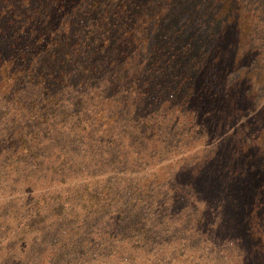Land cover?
<instances>
[{"label":"trees","instance_id":"obj_1","mask_svg":"<svg viewBox=\"0 0 264 264\" xmlns=\"http://www.w3.org/2000/svg\"><path fill=\"white\" fill-rule=\"evenodd\" d=\"M55 1L58 5L53 7L58 11L73 2ZM231 1L228 10L233 11L237 0ZM244 3L253 5V26L260 29H245L241 39L240 29H235L227 13L212 16V7L207 11L201 4L198 8L193 0H171L166 9L139 20L132 18L138 11L132 0H120L115 6L112 14L132 18L135 26L150 23L154 29H103L108 22L100 24L102 29H0V180L27 191L19 212L31 216L20 217V229L14 233L18 238L5 243L8 253L19 252L13 264L82 261L84 239L76 238L79 228L57 232L53 221L84 211L83 192L74 184L73 188L63 185V179L48 180L54 183L50 190L43 187L44 178L35 177L51 168L55 175L70 169L77 154L70 153L69 141L76 137L82 145L85 126L93 127L99 120L101 105L122 106L118 96L122 92H142L132 109L135 139L168 116L183 128H198L209 136L235 122V130L226 142L221 140L213 147L211 161L200 173L206 195L222 191L225 196L223 223L202 236L212 241L235 237L247 252L264 253V104L261 108L256 99L258 87L264 90V0ZM0 6L1 19L12 7L8 0H0ZM44 6L40 13L47 14L50 7L45 10ZM144 92L147 99L141 100ZM146 103L162 113L143 114L139 110ZM239 130L242 133L236 135ZM26 156L35 172L20 164H26ZM22 174L23 179L16 177ZM173 178L174 174L169 181L182 190ZM58 186L63 189L57 190ZM154 208L161 212L158 205ZM118 218L117 232L122 237L134 230L140 233L146 225L134 212ZM38 223L42 225L37 227ZM168 225L166 220V229ZM147 230L152 235L150 226ZM156 230V242H170L165 229ZM39 232L41 242L36 246ZM52 232L55 240L46 236ZM254 241L258 244L253 247Z\"/></svg>","mask_w":264,"mask_h":264},{"label":"rangeland","instance_id":"obj_2","mask_svg":"<svg viewBox=\"0 0 264 264\" xmlns=\"http://www.w3.org/2000/svg\"><path fill=\"white\" fill-rule=\"evenodd\" d=\"M44 1L8 0L12 10L1 15L0 29H102L104 26L100 24L105 22H108V26L103 29H154L150 23L143 26L132 25L131 19L139 20L149 13L151 15L166 9L171 0H132L138 4V11L135 16L127 19L112 14L120 0H73L64 10L59 11L53 7L58 5L57 1L51 0L53 10L49 5L50 0ZM245 1H235L232 11L228 10L231 0H193L198 8H201V4L207 11L212 7L209 10L212 16H224L227 13L225 16L228 19H234L235 29H240V39L245 36V29H260L253 26L250 11L253 5L244 3ZM41 5H45V10L50 7L47 14L40 13ZM2 9L0 6V11ZM49 12L54 14L50 18ZM12 14L15 15L14 18ZM261 29H264V24ZM141 93H120L118 96L122 98L123 105L117 109L101 105L99 120L95 121L93 127L88 123L84 128L83 144L76 137L69 141L70 153L77 156L64 174L61 172L55 175L53 168L36 173L35 178H44L46 182H43V187L48 186L50 190L54 183H47L48 180L63 179V185L69 184V188H73L74 184L83 192L81 204L84 205V211L77 215H67L60 222L53 221L57 232L66 233L71 227V230L79 228L76 238L84 239V256L79 264H264V253L256 255L257 252H247L239 243L242 241L235 237L212 241V237L207 239L202 236L218 223H223L225 196L222 191L206 195L200 182V173L205 168L204 164L210 163L208 157L213 153V147L221 140L226 142L227 136L235 130L232 124L235 122L218 134L209 136V133L199 131L198 128H183L168 116L154 124V128L149 131L139 133L135 139L132 138L136 125L132 109L138 103ZM142 97L147 99L146 92L140 96L141 100ZM164 98L162 96L160 100ZM256 99L263 108L262 87H258ZM151 104H142L139 111L146 115L152 112L162 113ZM246 115L247 113L241 117ZM80 116L83 118V114ZM241 133L239 130L236 135ZM231 141L233 143L234 137ZM25 159L26 164H20L29 166L28 169L35 172L32 165L28 164L31 162L30 157L26 156ZM46 165L48 164L43 166ZM5 171L10 177L9 168H5ZM23 174L16 177L21 180ZM173 174V179H178L181 183L182 190L169 181ZM160 177L167 181H162ZM17 180L15 182L18 183ZM0 185H5L0 187V262L13 264L19 252L8 253L5 243L11 237L12 241L18 238L14 233L20 229L18 225L22 215L31 218L30 215L19 212L22 210V196L27 191H19L10 181L3 183L0 180ZM61 188L58 186L57 190ZM39 190H36L37 193ZM101 191L109 193L102 194ZM170 203H173L172 208ZM89 205L92 206L87 207ZM156 205L161 209L160 213L154 208ZM133 212L139 221L146 224L145 228L140 233L134 230L131 235L122 237L117 232L118 217L121 214L131 215ZM229 214L231 215L230 212ZM138 220L135 224H138ZM166 220L169 221L167 229ZM41 225L38 223L36 226ZM149 226L152 228V235L148 233ZM158 227L166 230V239L170 242L163 244L155 241L154 233ZM37 230L39 231L38 228ZM41 235H45L44 231ZM48 235L46 236L55 240V232ZM40 237L39 232L35 240L36 246L41 242ZM175 237H180V241H172ZM255 244H258L257 241L253 242V247ZM162 249L164 250L159 258L157 254Z\"/></svg>","mask_w":264,"mask_h":264}]
</instances>
